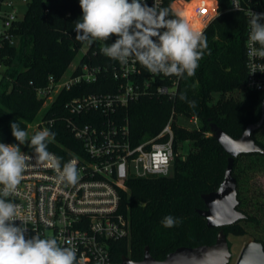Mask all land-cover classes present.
I'll return each mask as SVG.
<instances>
[{
  "label": "trees",
  "instance_id": "16d2710c",
  "mask_svg": "<svg viewBox=\"0 0 264 264\" xmlns=\"http://www.w3.org/2000/svg\"><path fill=\"white\" fill-rule=\"evenodd\" d=\"M173 1L164 0L163 7H169L175 13ZM213 5V0H193L187 4L185 12L189 18L196 14V19L202 23L212 15ZM229 6V0H218L219 13L203 31L208 48L195 75H185L181 79L175 96L159 95L154 88L120 106L117 111V120L128 124L135 142L159 133L173 112L176 113V149L190 140L186 156L176 158L174 174L130 177L121 188L119 212L129 223L130 236L114 243V258L119 263L124 255L134 260L143 259L147 245L155 258L164 259L179 246L216 241L220 228L208 227L206 219L196 212V208L205 207L202 194L220 186L228 164L229 155L212 134L210 120L238 137L248 124L261 119L264 102V91L244 86L246 19L243 12L229 10ZM81 15L79 0H28L24 16L15 23L18 43H6L0 52V63L7 66L5 72L0 71V143H18L12 136L11 122L15 121L27 131L43 116L55 119L50 128L55 139L48 143V150L54 151L62 160L69 158L71 151L80 150L81 142L65 118V102L85 93L116 91L118 83L112 77V71L119 62L104 56L100 52L103 44L96 41L84 52L80 65L88 62L107 68V73L102 74L97 82L61 92L43 112L44 99L38 96L37 88L47 84L49 75L58 77L64 74L86 43L75 39L74 22ZM142 69L147 73L146 68L142 66ZM181 92H185L189 100L196 101L194 108L179 99ZM180 115L184 119L197 115L200 125L189 127L177 121ZM80 118L82 123L93 119L90 113ZM263 127L264 124L253 133V137L264 147V140L257 136ZM37 132H33L29 140ZM24 149L34 151L28 143ZM243 155L264 159V153L259 152L238 156L234 175L237 162ZM236 178L238 208L246 213V217L224 228L227 234L243 235L247 230L241 221L258 222V219L245 209L243 190L239 178ZM166 216L180 222L166 228L162 224ZM254 239L264 243L260 237Z\"/></svg>",
  "mask_w": 264,
  "mask_h": 264
},
{
  "label": "built area",
  "instance_id": "2783aa9c",
  "mask_svg": "<svg viewBox=\"0 0 264 264\" xmlns=\"http://www.w3.org/2000/svg\"><path fill=\"white\" fill-rule=\"evenodd\" d=\"M20 1L28 2L0 0V52L6 43L17 44L18 36L14 30L15 23L22 18L18 15ZM147 2L163 7L164 0ZM213 2L212 11L216 16L219 13L218 0ZM229 3V10L243 12L246 19L244 86L264 91V58L249 55L248 42V12L264 13V0H229ZM111 39L114 42L115 37ZM106 73L107 68L88 62L71 64L61 76L49 75L47 84L37 88V94L44 99L43 107H48L61 92L77 85L95 83ZM112 77L118 83L116 91L85 93L64 105L66 121L81 142V148L71 151L72 155L61 163L77 162V183H56L57 173L39 163L34 151L23 148L21 151L32 160L17 193L9 197L20 205V215L27 219V236L55 237L62 246L71 241L77 249L80 264H120L114 258V243L130 236L129 223L119 212L121 188L130 177L170 176L172 168L175 169V112L159 133L139 142L132 139L128 124L120 123L116 115L120 106L154 88L159 95L175 96L182 78L153 74L148 70L144 73L139 62L134 61L127 65L119 63L113 68ZM87 113L92 115V121L80 122V117ZM181 117L177 116V121ZM54 120L40 117L31 124L33 132L50 130ZM187 120L192 127L200 125L197 115ZM48 151L60 157L54 151Z\"/></svg>",
  "mask_w": 264,
  "mask_h": 264
},
{
  "label": "clouds",
  "instance_id": "9594fccd",
  "mask_svg": "<svg viewBox=\"0 0 264 264\" xmlns=\"http://www.w3.org/2000/svg\"><path fill=\"white\" fill-rule=\"evenodd\" d=\"M79 6L82 15L74 22L75 39L89 46L103 41L100 52L121 65L134 61L153 74L192 77L208 48L203 31L169 7L149 5L147 0H79ZM248 17L249 55L264 58V13L249 10ZM112 37L114 42L107 43ZM179 99L196 106L185 92ZM10 127L18 143H0V264H80L71 241L62 246L55 237L27 236V219L21 217L20 205L9 199L17 193L32 160L20 145L28 143L34 149L36 160L57 173L58 184L77 183V162L62 164V158L48 151V143L55 139L49 129L29 140L18 123L11 122ZM179 222L166 216L162 224L171 228Z\"/></svg>",
  "mask_w": 264,
  "mask_h": 264
},
{
  "label": "water",
  "instance_id": "95a60500",
  "mask_svg": "<svg viewBox=\"0 0 264 264\" xmlns=\"http://www.w3.org/2000/svg\"><path fill=\"white\" fill-rule=\"evenodd\" d=\"M263 124L264 102L261 119L257 123L248 124L238 137L230 135L217 122L210 120L212 134L229 155L220 186L216 190L204 192L202 198L205 207L196 208V212L206 219L208 227L220 228L214 243L179 246L169 252L164 259L155 258L150 246L147 245L143 259L134 260L124 255L120 264H230L233 252L224 227L246 217V213L238 208V180L234 175L235 160L242 154L264 153V147L253 137V133ZM235 264H264V243L256 239L248 240L243 245Z\"/></svg>",
  "mask_w": 264,
  "mask_h": 264
},
{
  "label": "rangeland",
  "instance_id": "374dc122",
  "mask_svg": "<svg viewBox=\"0 0 264 264\" xmlns=\"http://www.w3.org/2000/svg\"><path fill=\"white\" fill-rule=\"evenodd\" d=\"M191 1L193 0H174L172 3L173 10L175 12L182 13L184 18H186L191 23L193 28L204 31L209 23L218 14L215 16V12L212 11V15L209 17V19L202 23L196 19V14H193V16L189 18L185 10H187L186 6ZM26 10L27 2L20 1V4L18 6V15L20 18L24 16ZM199 23L201 24L200 26ZM1 24L2 21L0 20V26ZM16 42L18 43V38L16 39ZM101 43L104 44L103 41H101ZM107 43H112V39H109ZM88 47L89 45L85 43L72 62V65L80 62L84 52ZM0 69L1 72H5L7 66L1 64ZM45 107H47V105H44L41 112H43ZM180 121L189 127L193 126L187 119H184L183 117L180 119ZM33 127V125H30L28 130L26 131L28 133V137L33 133ZM257 136L264 140V127L257 133ZM189 142V139L186 140L184 144L181 145L179 149H177L176 158L180 156H186L189 150ZM24 146L25 144L20 145V149H23ZM174 172L175 170L174 168H172L171 174H174ZM235 175L239 178V183L243 190L245 209H247V211L251 215L255 216L258 219V222L241 221L242 226H244V228H246L247 230V232L243 235H234L233 233L228 232V239L231 243V250L233 252L230 264H235L243 245L248 240L254 239L255 237H260L264 240V159L262 157H251L249 155L241 156L236 165Z\"/></svg>",
  "mask_w": 264,
  "mask_h": 264
}]
</instances>
